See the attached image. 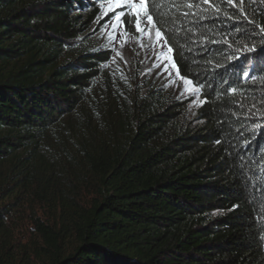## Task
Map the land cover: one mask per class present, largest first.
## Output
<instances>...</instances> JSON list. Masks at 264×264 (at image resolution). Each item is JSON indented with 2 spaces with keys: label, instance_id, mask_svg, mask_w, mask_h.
<instances>
[{
  "label": "trees",
  "instance_id": "obj_1",
  "mask_svg": "<svg viewBox=\"0 0 264 264\" xmlns=\"http://www.w3.org/2000/svg\"><path fill=\"white\" fill-rule=\"evenodd\" d=\"M105 1L0 0V264H264V0H143L191 98Z\"/></svg>",
  "mask_w": 264,
  "mask_h": 264
},
{
  "label": "rangeland",
  "instance_id": "obj_2",
  "mask_svg": "<svg viewBox=\"0 0 264 264\" xmlns=\"http://www.w3.org/2000/svg\"><path fill=\"white\" fill-rule=\"evenodd\" d=\"M132 3L139 4L141 0H106L98 4L104 14L111 13L97 34L105 45L112 48L111 65L121 69V72L125 70L133 73L135 77H156L160 84H167L170 89L181 94L191 92L192 95L187 97H194L196 90L177 76L161 37L157 38L151 23L143 19V9L133 8ZM78 12L80 11L77 10L76 13ZM87 12V9H84L80 13ZM125 12L136 14L135 19L140 21V31L136 30L135 19L134 30L125 25L122 18Z\"/></svg>",
  "mask_w": 264,
  "mask_h": 264
},
{
  "label": "snow or ice",
  "instance_id": "obj_3",
  "mask_svg": "<svg viewBox=\"0 0 264 264\" xmlns=\"http://www.w3.org/2000/svg\"><path fill=\"white\" fill-rule=\"evenodd\" d=\"M204 2L205 3H207L208 2V0H204ZM229 2H232V0H229ZM131 6L133 7V8H140V9H143L144 8V3H143V0H141V3H139V4H136V3H132L131 4ZM145 18H146V20L148 21V22H154L153 21V17H152V15L151 14H149V13H147V12H145ZM135 23H136V30L137 31H140L141 29H140V21H139V19H135ZM146 30V29H145ZM262 31H264V28H262ZM156 37L157 38H160L161 37V32L160 31H156ZM169 51H172V47L171 46H169V49H168ZM262 51H264V49H262ZM248 78H251L250 76H248ZM191 81H186V83H190Z\"/></svg>",
  "mask_w": 264,
  "mask_h": 264
}]
</instances>
